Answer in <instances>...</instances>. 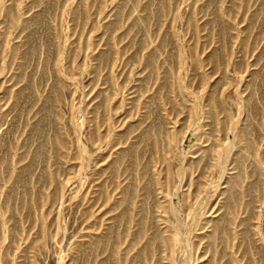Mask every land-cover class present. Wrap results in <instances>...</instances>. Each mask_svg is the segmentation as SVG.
<instances>
[{
	"label": "rangeland",
	"instance_id": "374dc122",
	"mask_svg": "<svg viewBox=\"0 0 264 264\" xmlns=\"http://www.w3.org/2000/svg\"><path fill=\"white\" fill-rule=\"evenodd\" d=\"M0 264H264V0H0Z\"/></svg>",
	"mask_w": 264,
	"mask_h": 264
}]
</instances>
